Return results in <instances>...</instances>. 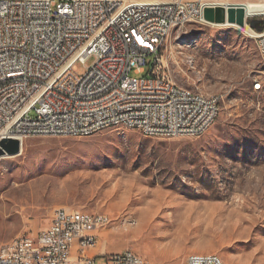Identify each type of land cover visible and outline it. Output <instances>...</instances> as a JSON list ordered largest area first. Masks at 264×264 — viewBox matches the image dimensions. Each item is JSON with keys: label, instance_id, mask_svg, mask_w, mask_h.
Listing matches in <instances>:
<instances>
[{"label": "rangeland", "instance_id": "obj_1", "mask_svg": "<svg viewBox=\"0 0 264 264\" xmlns=\"http://www.w3.org/2000/svg\"><path fill=\"white\" fill-rule=\"evenodd\" d=\"M226 1L263 0H218ZM185 30L195 44L180 48L173 31L162 49L164 73L223 95L216 122L198 138L146 137L119 126L24 139L19 154L0 158V253L19 234L46 229L64 207L107 214L94 256L131 249L152 264H186L193 253L264 264V61L240 27ZM85 71L79 63L78 73Z\"/></svg>", "mask_w": 264, "mask_h": 264}, {"label": "built area", "instance_id": "obj_2", "mask_svg": "<svg viewBox=\"0 0 264 264\" xmlns=\"http://www.w3.org/2000/svg\"><path fill=\"white\" fill-rule=\"evenodd\" d=\"M216 2L0 0V141L88 137L110 123L146 137H201L219 117L223 95L174 82L164 73L162 49L176 29L181 36L193 24L213 25L205 10ZM260 4L244 25L264 59ZM108 222L102 212L57 208L46 229L16 236L0 264H152L131 249L90 254L100 241L95 231ZM186 264L226 263L214 253L188 255Z\"/></svg>", "mask_w": 264, "mask_h": 264}, {"label": "bare ground", "instance_id": "obj_3", "mask_svg": "<svg viewBox=\"0 0 264 264\" xmlns=\"http://www.w3.org/2000/svg\"><path fill=\"white\" fill-rule=\"evenodd\" d=\"M215 5H216L214 7L215 9L217 8L220 11L223 10L225 14H226L227 9L230 8V7H235V8L242 7L243 10H244V17L255 15V14H257L258 11L261 10V4L257 3V2L234 3V2L226 1V2H216ZM213 24H215V25L231 24L233 26L240 27L241 29L246 31L245 25H239L236 22L231 23V22H228L226 19H225V21H223V23H215L214 22ZM188 35H189V33L182 34L181 36H175L176 43H177V45L180 48H184V47L185 48H189L191 46H194L195 40L187 39ZM250 36L252 38H254V36H252V35H250ZM254 40H255L256 48L258 49V51L260 53V56H261V48H260V45H259V41L257 40V38H254ZM263 61H264V59H263ZM259 85L261 86L260 82H259ZM201 95H203V96H212L211 94H205V93H202V92H201ZM119 126L123 127V124H120V123H110L109 124V128L119 127ZM100 131H102V130H100ZM23 141L21 143H23ZM4 156H7V155H3L1 157H4ZM213 254L214 253H193L191 255H213ZM219 262H224L220 256H219Z\"/></svg>", "mask_w": 264, "mask_h": 264}, {"label": "water", "instance_id": "obj_4", "mask_svg": "<svg viewBox=\"0 0 264 264\" xmlns=\"http://www.w3.org/2000/svg\"><path fill=\"white\" fill-rule=\"evenodd\" d=\"M205 19L210 22L223 23L225 19L231 23L245 24L244 10L242 7H230L226 14L223 10L207 8L205 10ZM253 25V23H252ZM22 143L18 139H3L0 141V157L3 155L12 156L21 152Z\"/></svg>", "mask_w": 264, "mask_h": 264}, {"label": "snow or ice", "instance_id": "obj_5", "mask_svg": "<svg viewBox=\"0 0 264 264\" xmlns=\"http://www.w3.org/2000/svg\"><path fill=\"white\" fill-rule=\"evenodd\" d=\"M257 87H259V85H257Z\"/></svg>", "mask_w": 264, "mask_h": 264}]
</instances>
